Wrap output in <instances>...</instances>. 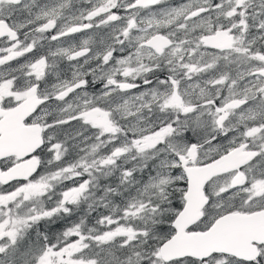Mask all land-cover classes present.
<instances>
[{"label": "snow or ice", "instance_id": "1", "mask_svg": "<svg viewBox=\"0 0 264 264\" xmlns=\"http://www.w3.org/2000/svg\"><path fill=\"white\" fill-rule=\"evenodd\" d=\"M0 264H264V0H0Z\"/></svg>", "mask_w": 264, "mask_h": 264}]
</instances>
